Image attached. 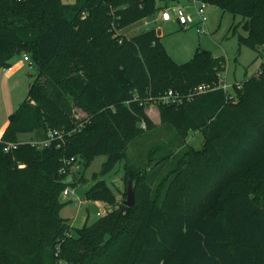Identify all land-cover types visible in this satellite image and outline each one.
<instances>
[{"label": "trees", "instance_id": "16d2710c", "mask_svg": "<svg viewBox=\"0 0 264 264\" xmlns=\"http://www.w3.org/2000/svg\"><path fill=\"white\" fill-rule=\"evenodd\" d=\"M156 1L0 0V67H9L13 55L27 54L36 69L0 136V142H18L0 152V264H264V0H204L242 17L245 34L238 43L255 49L262 61L256 75L240 82L236 102L231 91L215 88L178 104L158 97L168 89L186 95L198 84L217 82L226 61L196 49L189 61L176 63L155 29L121 31L158 16L167 5ZM146 101L157 102L161 118L176 129L155 149L156 173L174 149L187 144L190 131L203 136L202 148L188 145L185 152L200 158L203 172L176 170L168 183L190 185L188 191L178 187L185 208L156 200L151 176H142L150 160L135 167L125 163L127 181L144 193L137 198L134 189V205L122 200L120 209L72 228L59 214L70 167L65 160L103 154L91 178L110 172L126 159L139 134L136 123L148 121ZM74 106L89 116L58 146L55 140L47 146L19 140L21 134L42 140L50 129L66 131ZM207 193L205 213L189 211L187 204ZM85 198L115 201L100 181Z\"/></svg>", "mask_w": 264, "mask_h": 264}, {"label": "rangeland", "instance_id": "374dc122", "mask_svg": "<svg viewBox=\"0 0 264 264\" xmlns=\"http://www.w3.org/2000/svg\"><path fill=\"white\" fill-rule=\"evenodd\" d=\"M75 1L61 0V3L73 4ZM156 4L158 7L167 5L169 8H171L170 5L172 4H188L186 13L190 16L189 24L183 27L180 26L174 20V16L169 21H162L159 17L153 16L144 17L121 31L126 35H134L144 29H155L157 33L161 34V42L166 52L176 63L189 61L194 56L196 49L207 50L214 57L224 56L226 62L225 69L222 72V79L224 78L226 83L230 85L229 91L233 95L236 94L238 87L240 88L242 80L257 74L259 64L262 61L261 57L252 47L238 43V36L245 34L240 24L242 21L240 15H233L208 3L205 9L207 19L205 24L202 25L201 22H198L199 17L191 0H157ZM146 21L149 22L148 25H145ZM233 25L236 26L234 31L232 29ZM18 56H12L9 62L12 67ZM24 64L20 68L21 71L14 69L11 78L4 75L5 67H0V134L7 119V109H11L9 108L10 102L12 109L18 107L19 103L26 98L28 81H33L35 77V67H28L27 64ZM230 99L232 102L237 101L236 95ZM113 110L115 109L111 111ZM143 113L148 121L145 122V119L142 118L136 123L139 128V134L128 144L126 159L119 161L110 172L99 176L97 180H93L91 174L100 169V165L105 159L103 154H94L90 160H86L80 155H72V160H65L67 162L66 165L70 166L65 180L67 185L64 187V189H68V194L64 195L62 191L60 192V199L65 204L60 208L59 214L67 220L72 228H79L84 224L89 225L97 218L121 208L122 200L126 199L127 189L125 163L135 167L147 164L148 160H150L147 164L149 169L143 171L142 176H151L152 188L154 192L156 191V200L159 202L164 201L168 206L171 205L172 209L183 210L185 208L183 199L186 197L183 194L184 191L179 190L188 191L190 185L187 183L169 185L168 183H170V179L176 170H180L186 175L203 172L202 168L198 166L200 165V158H188L185 153L188 145L192 146V151L202 148L203 136L198 130L190 131L186 136L187 144L179 152L178 149H174L163 171L156 173L155 168H153L154 170L151 169L154 161L159 157L155 149L158 150L164 143L168 142L176 129L173 124L161 118L157 102L146 101ZM88 116V112L74 106L70 114L73 125L66 129L67 134L79 131L87 121ZM182 151L183 154H181ZM247 174H252L251 167L247 169ZM217 177L216 175L215 179H213L216 188L221 181ZM97 181H100L114 197L115 201L113 203L108 204L103 201L85 198V191ZM72 182H74V185L70 184ZM131 187L133 191L135 189L137 198H139V194L144 193L143 186L137 188L134 180H131ZM178 187L181 189L178 190ZM208 190L209 188L207 192ZM173 191H177L179 194H174ZM214 192H216V189H214ZM261 193H264V189H262ZM210 194L212 193H207L196 201L193 200L194 203L189 202L187 204L189 211L205 213L203 210L204 201L206 196Z\"/></svg>", "mask_w": 264, "mask_h": 264}, {"label": "built area", "instance_id": "2783aa9c", "mask_svg": "<svg viewBox=\"0 0 264 264\" xmlns=\"http://www.w3.org/2000/svg\"><path fill=\"white\" fill-rule=\"evenodd\" d=\"M191 1H192V5L194 6L196 13L198 14V17H199L198 22H201L202 25L205 24V21L207 19L205 9L208 3L204 0H191ZM170 6L171 8L165 7L164 9H162L159 12L157 18L159 17L162 21H169L172 19V16H174L175 17L174 20L176 21V23H178L182 27L187 26L190 21V16L189 14L186 13V7H188V4L187 5L186 4L185 5L172 4ZM148 24L149 22L146 21L145 25H148ZM22 58L24 61L28 63L29 66H32L30 58L27 54H23ZM229 87L230 85L226 83L225 79L224 78L222 79V73H221L217 82L198 84L197 86L192 88L190 92L186 95H181L176 90L168 89L162 95L158 97V100H160L161 102H165V103L178 104V103H181L184 98L190 99L195 94H199V93L212 90L215 88H222L225 91L227 90L229 91ZM66 134L67 132L62 129L61 130L60 129H50L47 131V137L42 140H36L32 138V139L23 140V141L29 142L32 145H36V146H47L50 144V141L55 140L56 141L55 145L58 146L60 144V141L62 142L64 140V137ZM17 146H18L17 141L16 142H0V152H4V153L9 152L12 149H15ZM72 159L73 157L69 158L67 161H70ZM62 192L64 195H66L68 194V189L65 188Z\"/></svg>", "mask_w": 264, "mask_h": 264}, {"label": "crops", "instance_id": "0c3cea01", "mask_svg": "<svg viewBox=\"0 0 264 264\" xmlns=\"http://www.w3.org/2000/svg\"><path fill=\"white\" fill-rule=\"evenodd\" d=\"M159 35L161 36V34L159 33ZM27 64L28 65V63L26 62V61H24L23 60V58H22V55H19L18 56V58L15 60V62H14V66L12 67L11 65L9 66V67H5L4 68V75L5 76H8V77H12V73H13V71H14V69L16 70V71H21L20 70V68H22V64ZM24 64V65H25ZM28 67H29V65H28ZM26 80V79H25ZM31 81H28V84L30 83ZM20 104V103H19ZM9 108H11L10 110L9 109H7V112H8V114L9 113H11L12 111H14L15 109H12V104H11V102H10V107ZM8 114H7V117H8ZM6 123H7V119H6V122H5V125H6ZM5 125H4V127H5ZM4 129V128H3ZM3 129H2V131H3ZM1 134H2V132H1ZM1 134H0V136H1ZM27 137V138H26ZM33 137H32V135H30V134H21L20 136H19V140H21V141H23V140H29V139H32ZM96 201V200H95Z\"/></svg>", "mask_w": 264, "mask_h": 264}, {"label": "water", "instance_id": "95a60500", "mask_svg": "<svg viewBox=\"0 0 264 264\" xmlns=\"http://www.w3.org/2000/svg\"><path fill=\"white\" fill-rule=\"evenodd\" d=\"M162 1H165V0H162ZM123 203L126 206H132L135 204L134 191L131 187V179L130 178L127 181L126 199L123 200Z\"/></svg>", "mask_w": 264, "mask_h": 264}]
</instances>
